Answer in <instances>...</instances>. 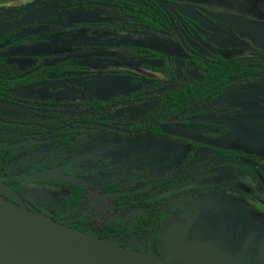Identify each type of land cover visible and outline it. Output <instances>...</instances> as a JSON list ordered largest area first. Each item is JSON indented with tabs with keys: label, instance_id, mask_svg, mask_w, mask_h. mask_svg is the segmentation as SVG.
Wrapping results in <instances>:
<instances>
[{
	"label": "flooded vegetation",
	"instance_id": "flooded-vegetation-1",
	"mask_svg": "<svg viewBox=\"0 0 264 264\" xmlns=\"http://www.w3.org/2000/svg\"><path fill=\"white\" fill-rule=\"evenodd\" d=\"M147 1L0 0V199L171 264V225L264 264V32ZM163 1L264 31L248 0Z\"/></svg>",
	"mask_w": 264,
	"mask_h": 264
},
{
	"label": "water",
	"instance_id": "water-1",
	"mask_svg": "<svg viewBox=\"0 0 264 264\" xmlns=\"http://www.w3.org/2000/svg\"><path fill=\"white\" fill-rule=\"evenodd\" d=\"M152 1L161 7L171 8L188 19L194 20L199 13H202L212 20L233 26L246 34L255 35L264 32L260 27L251 25L248 19L242 16L211 13L204 9L197 11L189 4ZM170 132L195 139L186 130L173 128ZM205 142L219 145L218 140ZM25 177L27 179L57 178L51 171ZM0 193L11 196V190L1 181ZM184 238L183 226H169L164 236L166 259L179 264H242L234 261L228 253L214 252L201 244L185 243ZM0 249L4 253H9L14 258L15 264H171L154 255L128 250L117 244L93 238L57 223L45 215L1 199Z\"/></svg>",
	"mask_w": 264,
	"mask_h": 264
},
{
	"label": "rangeland",
	"instance_id": "rangeland-1",
	"mask_svg": "<svg viewBox=\"0 0 264 264\" xmlns=\"http://www.w3.org/2000/svg\"><path fill=\"white\" fill-rule=\"evenodd\" d=\"M250 1L252 4H254V13H251L250 15L254 18H257L261 21H264V0H248ZM207 2L209 3V5L213 8L216 9H220V10H225V11H232V12H238V11H242L247 9L250 10L252 9L251 6H249V3H244L243 1L240 0H207ZM81 19H91L94 20L96 19L95 17H81ZM220 232L224 235L227 236L230 232L229 228L227 227H222L220 229ZM231 234V235H230ZM229 234L230 238L236 239L237 243H240L243 241L244 235L245 233L243 231L241 232H231ZM253 247V244L250 243V248L249 250H251ZM254 251V250H252Z\"/></svg>",
	"mask_w": 264,
	"mask_h": 264
},
{
	"label": "bare ground",
	"instance_id": "bare-ground-1",
	"mask_svg": "<svg viewBox=\"0 0 264 264\" xmlns=\"http://www.w3.org/2000/svg\"><path fill=\"white\" fill-rule=\"evenodd\" d=\"M14 258L9 253H4L0 249V264H15Z\"/></svg>",
	"mask_w": 264,
	"mask_h": 264
},
{
	"label": "trees",
	"instance_id": "trees-1",
	"mask_svg": "<svg viewBox=\"0 0 264 264\" xmlns=\"http://www.w3.org/2000/svg\"><path fill=\"white\" fill-rule=\"evenodd\" d=\"M140 2L141 3H144V2H149V1H147V0H140Z\"/></svg>",
	"mask_w": 264,
	"mask_h": 264
}]
</instances>
